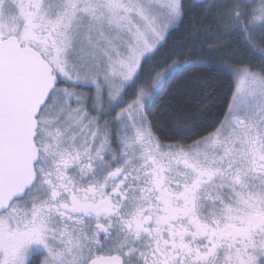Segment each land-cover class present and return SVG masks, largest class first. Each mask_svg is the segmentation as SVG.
Listing matches in <instances>:
<instances>
[{"label": "snow or ice", "instance_id": "snow-or-ice-1", "mask_svg": "<svg viewBox=\"0 0 264 264\" xmlns=\"http://www.w3.org/2000/svg\"><path fill=\"white\" fill-rule=\"evenodd\" d=\"M200 3L0 0V264H264V55L193 52ZM197 65L222 118L164 144L155 97Z\"/></svg>", "mask_w": 264, "mask_h": 264}, {"label": "trees", "instance_id": "trees-1", "mask_svg": "<svg viewBox=\"0 0 264 264\" xmlns=\"http://www.w3.org/2000/svg\"><path fill=\"white\" fill-rule=\"evenodd\" d=\"M242 3L244 2L240 0H217L211 14L201 18L200 11L208 8L209 0L201 2L194 20L190 21L200 29L195 40L196 47L191 50L196 52L198 48L205 45L221 42L225 50L237 56L238 59L264 55V21H256L255 11L251 5ZM245 11L246 17L236 19L241 12ZM182 31V28L178 29L173 33V37L179 39ZM212 55V59L215 60L218 54ZM192 59H196V56ZM249 62L258 69V59H252ZM185 81H197L204 86L193 91L189 97H183L179 90L185 85ZM143 86L148 92H152L150 81ZM229 87L228 79L218 72L211 71L207 65L189 67L183 72H178L174 79L166 81L163 91L155 97L154 105L157 109L161 142L164 144L190 143V138L194 137L196 132L201 131L203 127H210L221 119L228 100ZM177 112L184 113L178 121L179 124L188 128L195 127V131L173 138L172 132L177 123L175 118Z\"/></svg>", "mask_w": 264, "mask_h": 264}, {"label": "rangeland", "instance_id": "rangeland-1", "mask_svg": "<svg viewBox=\"0 0 264 264\" xmlns=\"http://www.w3.org/2000/svg\"><path fill=\"white\" fill-rule=\"evenodd\" d=\"M206 0H201V2ZM241 2L247 3V5H251L252 9L255 11V20L256 21H264V0H240ZM242 3V4H244Z\"/></svg>", "mask_w": 264, "mask_h": 264}, {"label": "flooded vegetation", "instance_id": "flooded-vegetation-1", "mask_svg": "<svg viewBox=\"0 0 264 264\" xmlns=\"http://www.w3.org/2000/svg\"><path fill=\"white\" fill-rule=\"evenodd\" d=\"M41 252H42V249H39L38 246L36 245L31 246V249L29 252L28 264H38ZM33 257L35 258V260H33Z\"/></svg>", "mask_w": 264, "mask_h": 264}]
</instances>
